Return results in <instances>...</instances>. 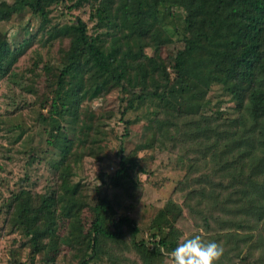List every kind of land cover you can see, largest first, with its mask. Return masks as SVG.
<instances>
[{
  "label": "trees",
  "instance_id": "trees-1",
  "mask_svg": "<svg viewBox=\"0 0 264 264\" xmlns=\"http://www.w3.org/2000/svg\"><path fill=\"white\" fill-rule=\"evenodd\" d=\"M67 2L68 10L89 8L94 33L79 17L68 24L51 22L52 7ZM25 10L39 18V28L35 36L22 42L7 37L0 41V79L14 75L17 59L37 34L42 45L68 40L55 75L48 119L40 115L46 122V142L57 156L49 165L56 188L45 194L21 189L11 194L6 206L5 221L27 239L29 264H34L46 241L57 233L59 220L67 222L73 250L79 253L77 264L99 259L102 243L119 241L124 226L133 237L138 233L127 214L115 217L113 204L105 197L97 199L93 220L84 230L81 213L87 203L81 185L72 178L83 157L96 156L101 149L99 127L82 111L86 99L117 90L122 119L138 103L154 100L171 117H203L196 120L194 132L195 137H202L214 131L210 121L220 119L218 114H212L211 120L204 116L209 108L207 96L212 86L219 84L223 96L233 100L237 114L229 121L232 124L226 122L234 131L223 143L220 158L229 153L233 156L226 158L219 170L228 172L236 184L243 175L254 180L260 174L264 156H259L256 148L264 146V0H13L12 4L0 0V24ZM175 41L182 47L163 59L161 48ZM147 48L153 49L152 55L146 53ZM169 124L167 119L156 118L137 149L153 148ZM118 155V167L111 176L114 187L133 182L131 172L138 168L137 159L124 155L123 148ZM248 189L253 198L255 193L264 196V183L254 180ZM261 205L260 219L264 220ZM182 214L178 203L167 200L158 210L159 223L154 219L149 223L156 230L151 240H133L136 250H146L148 256L174 250L180 243L181 232L175 226Z\"/></svg>",
  "mask_w": 264,
  "mask_h": 264
},
{
  "label": "rangeland",
  "instance_id": "rangeland-1",
  "mask_svg": "<svg viewBox=\"0 0 264 264\" xmlns=\"http://www.w3.org/2000/svg\"><path fill=\"white\" fill-rule=\"evenodd\" d=\"M5 1L13 3V0ZM67 4L52 7L51 22L68 24L79 17L87 23L89 32L94 33L89 8L68 10ZM39 24V18L30 11L13 14L9 21L0 24V41L6 37L11 42L30 39ZM38 38L37 34L17 59L14 75L0 79V264H29L27 239L14 232L5 221L11 194L21 189L45 194L56 188V178L49 165L57 156L46 142V122L40 115L48 119L55 75L68 40L42 45L43 41ZM181 47V43L175 41L162 47L160 55L163 59L171 58ZM145 51L153 54L151 48ZM46 68L51 73H47ZM216 81L220 83L221 79L217 77ZM223 95L219 84L212 86L204 116L218 114L220 119L213 122L209 118L214 131L202 137H195L194 132L196 120L203 117H171L154 100L138 103L123 119L121 95L117 90L83 102L82 111L92 116L99 127L97 138L101 148L96 156L83 157L72 178V182L81 185L82 198L87 203L81 213L84 230L93 220L92 207L102 197L111 201L116 218L127 214L138 228L133 237L131 230L124 226L122 238L102 243L99 259L91 264H167L164 253L148 256L146 250L138 252L133 245V240H151L156 230L150 228L149 223L152 219L159 223L158 210L167 200H173L183 209L175 226L181 232L179 242L199 234L205 242L215 241L222 246L223 255L217 264H264V220L260 219L264 196L254 192L255 199L248 189L254 180L264 183V163L254 180L243 175L238 184L228 172L219 170L224 160L233 156L229 153L220 158L223 143L231 136L230 131H234L226 122L237 117L233 100ZM156 118L170 122L164 128V135L159 136L153 148L138 150L137 146L148 137L147 127L150 131ZM222 130L226 131L220 134ZM214 143L216 147L212 146ZM120 148L124 155L137 159L138 168L131 172L133 182L114 187L111 176L118 167ZM256 152L264 156V146L259 145ZM248 171L245 166V174ZM77 255L68 237L67 222L59 220L57 233L46 241L45 249L36 256L34 264H77Z\"/></svg>",
  "mask_w": 264,
  "mask_h": 264
},
{
  "label": "clouds",
  "instance_id": "clouds-1",
  "mask_svg": "<svg viewBox=\"0 0 264 264\" xmlns=\"http://www.w3.org/2000/svg\"><path fill=\"white\" fill-rule=\"evenodd\" d=\"M165 255L167 264H217L223 255V248L215 241L205 242L197 234L185 238Z\"/></svg>",
  "mask_w": 264,
  "mask_h": 264
}]
</instances>
